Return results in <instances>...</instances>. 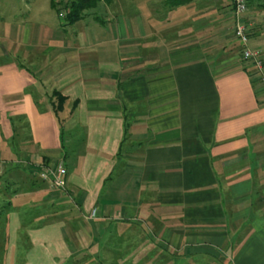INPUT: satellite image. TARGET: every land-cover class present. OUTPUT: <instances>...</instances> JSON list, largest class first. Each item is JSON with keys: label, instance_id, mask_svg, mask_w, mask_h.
Segmentation results:
<instances>
[{"label": "crops", "instance_id": "crops-1", "mask_svg": "<svg viewBox=\"0 0 264 264\" xmlns=\"http://www.w3.org/2000/svg\"><path fill=\"white\" fill-rule=\"evenodd\" d=\"M185 5L136 35L112 11L0 24L22 56L0 59V264H264L261 73L233 0ZM245 17L264 64V0Z\"/></svg>", "mask_w": 264, "mask_h": 264}, {"label": "rangeland", "instance_id": "rangeland-1", "mask_svg": "<svg viewBox=\"0 0 264 264\" xmlns=\"http://www.w3.org/2000/svg\"><path fill=\"white\" fill-rule=\"evenodd\" d=\"M50 2L51 0H0V24H13L16 26L24 24L27 21L39 24L43 22V17L46 18L47 16L49 17V15V21L53 19L56 23H63L65 18L61 19L58 12L55 9L50 8ZM186 3L187 2H184L179 5L176 10L172 11L173 9H171V7L169 8L170 4L168 3V0H99L97 6L85 10L84 13L88 15V18L98 15L101 18L109 19L111 18L110 13L112 11L114 12V16L117 15L119 18H122L124 26L125 24H129V26H131V31L136 35L139 33L137 28L140 22L139 17L141 12L143 13V17H145V15L147 17L148 15L149 20H151L153 16H157V18L155 17L156 19L154 18V22L160 21L162 23H160L161 31H166L168 28L164 27L165 25L163 24L165 23L170 22L169 24L172 27L187 22L189 19L188 11L190 8H187L189 6L185 5ZM169 9L171 10L169 11ZM62 11L64 13L65 9L63 8ZM91 19L92 18H90V20ZM10 52L11 49L8 41L0 36L1 60L5 58L10 59L22 57H15L16 55Z\"/></svg>", "mask_w": 264, "mask_h": 264}, {"label": "built area", "instance_id": "built-area-1", "mask_svg": "<svg viewBox=\"0 0 264 264\" xmlns=\"http://www.w3.org/2000/svg\"><path fill=\"white\" fill-rule=\"evenodd\" d=\"M234 1V35L240 42L241 53L244 60L251 61L261 73V81L264 84V64L260 58L259 51L249 47L250 24L245 19L249 0ZM40 177L56 189H65L67 185V168L63 165L43 166Z\"/></svg>", "mask_w": 264, "mask_h": 264}, {"label": "trees", "instance_id": "trees-1", "mask_svg": "<svg viewBox=\"0 0 264 264\" xmlns=\"http://www.w3.org/2000/svg\"><path fill=\"white\" fill-rule=\"evenodd\" d=\"M189 1L190 0H168V3L170 4L169 7L172 8ZM98 2L99 0H51V5L59 14L63 13L62 9L64 8L65 12L62 16L65 18L66 24H72L82 19L85 16L84 11L97 6ZM51 98V109L58 118L61 127H63L61 113L64 111L67 97L60 91L54 90L51 94Z\"/></svg>", "mask_w": 264, "mask_h": 264}]
</instances>
